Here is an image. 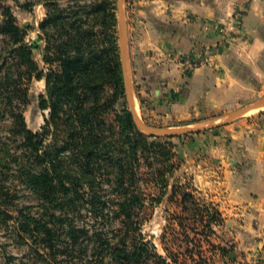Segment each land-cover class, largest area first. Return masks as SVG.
Masks as SVG:
<instances>
[{
	"label": "trees",
	"instance_id": "16d2710c",
	"mask_svg": "<svg viewBox=\"0 0 264 264\" xmlns=\"http://www.w3.org/2000/svg\"><path fill=\"white\" fill-rule=\"evenodd\" d=\"M38 1L46 10L38 25L45 68L33 59L12 5L0 0V228L24 248L4 264H177L143 234L174 153L170 141L134 123L112 1ZM34 79L44 80L36 104L47 111L37 131L23 115ZM149 186L161 193L146 192ZM26 193L36 202L20 203ZM173 194L183 210L198 206L185 186ZM204 212L208 226L220 215L211 205Z\"/></svg>",
	"mask_w": 264,
	"mask_h": 264
},
{
	"label": "rangeland",
	"instance_id": "374dc122",
	"mask_svg": "<svg viewBox=\"0 0 264 264\" xmlns=\"http://www.w3.org/2000/svg\"><path fill=\"white\" fill-rule=\"evenodd\" d=\"M18 1L19 3L27 1L33 3L30 8L23 9L17 6L18 2L8 0V3L12 5L19 27L26 33L25 41L32 50L33 59L40 68H45L46 65L42 60L45 42L38 30L39 23L45 17V7L38 0ZM111 1L117 21V0ZM201 1L203 0H123L127 63L134 108L138 118L150 126H196L210 121H218L226 113L264 98V79H262L263 88L256 91L254 95L243 96L242 94L239 96L241 101L238 104L215 107L209 115L196 118L193 122L175 120V114L172 113L170 107L162 106L160 100H164V98L160 99L154 95L151 87L161 88L164 86L165 78L160 75L161 67L165 71L167 65L171 63L173 69L177 68L181 75L187 78L195 67L209 59L206 54L212 51L199 44L185 53L177 51L176 47L169 46L177 36L180 39L188 36L185 29L190 27V23L194 25L199 23V18L192 17L193 14L190 10L194 7L197 8ZM211 1L208 0V2ZM92 2L93 0H86L87 5ZM61 3L64 6H73L75 2L74 0H61ZM248 8L247 0H235L228 18L220 22L221 39L217 48L227 50L233 38L238 40L242 37L241 29L244 26V16ZM115 27L118 43V22ZM154 46H157L158 50L154 49ZM152 51L159 53L158 62L150 59ZM184 88L186 89L182 86L178 91L170 90L167 93L168 101L184 97ZM29 90L33 94L34 100L24 107L23 115L27 127L37 131L47 114L46 110H40L36 104V97L44 92V80H32ZM240 119L254 120L258 125L264 124V106L251 110L218 127L198 133L181 136L160 135L172 144L175 166L172 174L169 175L168 185L162 189L164 192L161 202L156 204L146 216L147 220L143 223V234L145 238L154 243L159 254L168 256V253H171L177 256V264H264V250L258 246L252 249L250 246V242L252 243L258 236L247 235L245 232L244 234L239 233L237 229L242 224V220L223 216V212L219 210L215 200L217 195L209 189L201 188L196 176L197 168L204 160L203 156L207 149L221 139L227 143L229 139L226 135L227 126ZM179 185L191 190L197 200V207L190 205V208L183 210L178 206V195L173 192ZM146 192L156 195L161 193L159 188L154 186L146 187ZM35 202V197L27 193L20 199L22 204ZM206 205L216 207L220 212V215L216 220H212L209 226L204 212ZM198 207L200 213H196ZM202 217L204 218L202 219ZM23 249L15 246L6 236L4 230L0 228V264H4L5 257L8 255L16 256L15 260H17V257L22 255ZM231 252L236 253L234 258L228 257Z\"/></svg>",
	"mask_w": 264,
	"mask_h": 264
},
{
	"label": "crops",
	"instance_id": "0c3cea01",
	"mask_svg": "<svg viewBox=\"0 0 264 264\" xmlns=\"http://www.w3.org/2000/svg\"><path fill=\"white\" fill-rule=\"evenodd\" d=\"M247 1L242 37L233 38L227 50L217 48L220 22L228 18L235 0H203L190 10L199 23H190L185 29L188 36H177L169 46L185 53L199 44L212 51L206 54L209 59L187 78L171 63L165 71L161 67L164 86L151 87L157 98H164L160 102L170 107L175 120L195 122L215 107L238 104L242 94L252 96L263 88L264 0ZM153 48L158 50L157 46ZM149 57L158 62L159 53L152 51ZM182 86L186 87L184 97L168 101L167 93ZM226 132L227 143L221 139L205 152L197 168L198 184L217 195L215 200L223 216L242 220L239 233L258 236L250 242L252 249L258 246L264 250V124L240 119L228 125Z\"/></svg>",
	"mask_w": 264,
	"mask_h": 264
},
{
	"label": "water",
	"instance_id": "95a60500",
	"mask_svg": "<svg viewBox=\"0 0 264 264\" xmlns=\"http://www.w3.org/2000/svg\"><path fill=\"white\" fill-rule=\"evenodd\" d=\"M117 8H118V52H119V62L122 72L123 79V87L126 96V100L128 103L129 110L132 114L134 123L138 130L143 133L149 135H164V136H181L190 133H198L201 131H205L207 129L218 127L226 122H229L239 116L246 114L247 112L254 110L258 107L264 106V98L256 100L252 103L244 105L240 108H237L229 113H226L223 117H221L218 121H210L205 124H200L196 126H179V127H155L150 126L144 122H142L135 111L131 85L129 80V72H128V63H127V42H126V23L124 19V10H123V0H117ZM236 256L235 252L229 253V258H234Z\"/></svg>",
	"mask_w": 264,
	"mask_h": 264
}]
</instances>
